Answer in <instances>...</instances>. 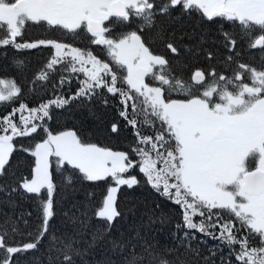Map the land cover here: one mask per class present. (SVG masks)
Instances as JSON below:
<instances>
[{
  "label": "snow or ice",
  "instance_id": "6c2138e0",
  "mask_svg": "<svg viewBox=\"0 0 264 264\" xmlns=\"http://www.w3.org/2000/svg\"><path fill=\"white\" fill-rule=\"evenodd\" d=\"M177 6L186 12L198 10L208 20L222 17L239 22L248 33L256 28L264 33V0H167L159 7V13L166 14ZM156 7L154 0H0V28H6L0 46H51L55 54L47 70L65 64L70 74L85 76L78 92L67 99L56 97L32 109L21 104L0 118V132L4 133L0 135V175L15 150V137L29 136L38 129L47 135L30 150L35 157L34 169L30 177L21 178L19 185L31 194L46 191L47 198L40 202L41 227L32 242L17 246L7 244V230L0 231V249L6 254L0 264H13V254L37 248L48 233L49 220L54 216L52 157L57 166L78 169L88 181L111 178L113 186L108 187L96 212L109 226L120 216L116 206L120 187L131 188L140 183L136 176L126 175L138 167L147 183L181 206L185 229L207 233L227 245H238L239 251L231 252L238 264H264V70L238 64L241 71L225 77L217 76L212 69L208 75L213 79L206 83L205 72L197 69L190 81H184L172 72L164 56L150 50L136 31L112 37L105 24L111 18L127 22L134 16L151 26ZM42 21L69 33L86 30L93 44L104 46L110 60H101L91 50L56 40L16 42L26 23ZM229 43L234 49L235 40ZM250 47L264 48V34L255 38ZM167 48L172 53L178 51L172 43ZM119 72L124 75H118ZM244 72L250 73L251 83L243 82ZM146 77L158 86H151ZM37 79L47 80V71ZM68 82L66 77L60 80L61 85ZM198 85H205L203 91L194 90ZM101 88L121 98L120 115L135 129L136 147L131 152L138 160H133L128 152L84 143L75 131L53 134L43 123L34 122L50 119V106L63 107L79 97L90 99ZM20 92L14 80L0 79V103L13 102ZM180 95L185 98H172ZM26 109L28 117L20 115L18 124L14 118ZM142 127L153 129L152 135H142ZM112 131H117L116 124ZM197 216L201 218L198 222L194 220ZM209 229H218V235ZM242 229L257 236L261 246H251L248 235L238 236ZM12 231H17L15 226ZM187 237L185 231L184 238ZM76 243L73 238L61 241L62 247L57 251L63 255V264H74L73 257L82 255L74 246ZM114 247L123 252L128 244ZM131 247L125 264H144L146 258L148 264H171L152 251L151 245H142L139 254L135 252L136 245Z\"/></svg>",
  "mask_w": 264,
  "mask_h": 264
},
{
  "label": "trees",
  "instance_id": "16d2710c",
  "mask_svg": "<svg viewBox=\"0 0 264 264\" xmlns=\"http://www.w3.org/2000/svg\"><path fill=\"white\" fill-rule=\"evenodd\" d=\"M154 2L157 7L154 9L156 14L151 26L134 16L127 22L111 18L110 22H105L111 30V36L136 31L150 50L155 55L164 56L172 72L184 81H190L197 69L205 72L206 83L213 79L208 75L212 69H215L217 76L222 74L225 77H233L240 72L238 64L254 67L258 71L264 70V48L250 47L255 38L264 34L258 28L248 33L239 22L222 17L208 20L198 10L186 12L179 6L169 9L166 14H160L159 7L167 0ZM5 35L6 28H0V37ZM40 40L71 44L91 50L101 60H110L104 46L93 44L86 30L69 33L47 22H28L22 35L16 38L17 43ZM230 40L236 42L234 49ZM168 43L177 48V53L167 48ZM54 54L55 49L51 46L42 45L32 49H18L14 45L0 46V79L14 80L21 89L19 97L13 102L0 103V118L9 115L21 104L26 105L27 109L38 108L56 97L67 99L78 92L85 79L84 74H70L65 64L47 70L46 66ZM228 57L232 59L228 60ZM45 71L48 79L38 80L37 77ZM118 75L124 73L119 72ZM243 76L244 83H251L250 73L244 72ZM65 77L69 82L61 85L60 80ZM145 80L151 86H158L150 77ZM117 86H121L119 82ZM204 86L198 85L194 90L203 91ZM172 98L185 97L180 95ZM120 99L119 95L114 96L101 88L90 99L79 97L63 107L50 106L51 118L34 122L43 123L47 131L53 134L75 131L84 143L128 152L133 160H138L139 157L131 152L136 147L135 129L121 117L123 106ZM213 99L217 98L214 96ZM27 109L17 113L14 119L18 124L20 115L28 117ZM113 124L117 125L116 132L112 131ZM152 132L153 129L141 128L142 135H152ZM46 138V131L42 129L29 136L15 137V150L4 174L0 175V231L7 230L6 242L9 246L32 242L41 227L40 202L47 198L46 191L39 195L31 194L19 185L21 178L30 177L34 169L35 157L30 150ZM51 161L50 171L55 184L52 196L54 216L49 220L48 233L37 248L13 254V264H63V255L57 249L62 247L61 241L66 242L68 238L77 241L74 246L82 253L73 257L74 264H125V257L132 251L131 246L136 245L135 252L139 254L145 243L171 264H238L231 254L233 249L239 251L238 245H227L207 233L185 229L181 206L147 183L138 167L126 175L136 176L140 183L131 188L120 187L116 194L120 216L109 226V222L98 218L96 212L102 206L108 187L113 186L111 178L88 181L78 169L68 165L57 166L55 157ZM224 218L229 219L226 215ZM200 219L198 216L194 218L196 222ZM13 226L17 229L15 233L12 231ZM185 231L188 232L187 239L184 238ZM209 231L218 235V229ZM243 235L249 236L251 246H261L259 238L249 234L246 229L238 234ZM125 243L128 247L123 252L119 247H114V244ZM169 249L173 251L168 252ZM5 255L4 250L0 249V259ZM144 264H148L147 258Z\"/></svg>",
  "mask_w": 264,
  "mask_h": 264
},
{
  "label": "rangeland",
  "instance_id": "374dc122",
  "mask_svg": "<svg viewBox=\"0 0 264 264\" xmlns=\"http://www.w3.org/2000/svg\"><path fill=\"white\" fill-rule=\"evenodd\" d=\"M6 80H8V79H6Z\"/></svg>",
  "mask_w": 264,
  "mask_h": 264
}]
</instances>
